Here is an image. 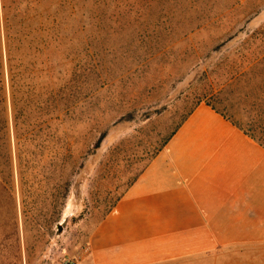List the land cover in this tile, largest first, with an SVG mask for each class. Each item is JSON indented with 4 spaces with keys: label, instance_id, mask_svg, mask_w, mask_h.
<instances>
[{
    "label": "rangeland",
    "instance_id": "374dc122",
    "mask_svg": "<svg viewBox=\"0 0 264 264\" xmlns=\"http://www.w3.org/2000/svg\"><path fill=\"white\" fill-rule=\"evenodd\" d=\"M7 25L58 26L69 36L57 44L51 34L32 35L19 95L22 145L13 131ZM252 36L254 46L243 50ZM260 39L264 0H0V135L12 159L0 176V264H59L81 253L203 96L220 92L206 101L220 111L241 109L230 75L264 51ZM63 51L73 79L67 117L57 101ZM40 115L44 125L35 122ZM17 147L31 162L26 170ZM253 247L157 264H264L261 246Z\"/></svg>",
    "mask_w": 264,
    "mask_h": 264
},
{
    "label": "crops",
    "instance_id": "0c3cea01",
    "mask_svg": "<svg viewBox=\"0 0 264 264\" xmlns=\"http://www.w3.org/2000/svg\"><path fill=\"white\" fill-rule=\"evenodd\" d=\"M241 245L264 252V149L204 103L87 241L92 264H157Z\"/></svg>",
    "mask_w": 264,
    "mask_h": 264
},
{
    "label": "trees",
    "instance_id": "16d2710c",
    "mask_svg": "<svg viewBox=\"0 0 264 264\" xmlns=\"http://www.w3.org/2000/svg\"><path fill=\"white\" fill-rule=\"evenodd\" d=\"M238 4H240L238 2ZM218 16H222L219 14ZM217 16V17H218ZM220 18V17H219ZM222 18V17H221ZM6 56H7V73L9 80V89L11 97V108H12V121H13V131L17 143L22 145V140L19 138L20 135H24L25 132V112L22 108L23 98L19 97L21 90L24 87L26 80V71L27 67L25 65V59L27 55L26 51L30 47V41L32 35L35 32L38 34H43L45 36H50V34L55 38L57 44H61L62 41L68 40L67 33L64 34L61 27H52V28H38L33 29L31 27L25 26H6ZM43 32V33H42ZM256 37H249L245 43L243 50H251L256 42ZM59 41V43H58ZM259 48L264 49V40L260 39ZM246 50V51H247ZM46 48H44V52ZM60 72H59V86H58V103L62 108V112L67 117L72 108L73 104V91H72V73L68 65V59L66 58V53L63 51L60 55ZM70 73H69V70ZM229 86L235 87L233 95L236 94L235 98L237 100V105L241 107L240 110L231 109L229 112L220 111L217 109L210 101H206L218 97L220 92L215 95L212 93L209 97L203 96V99H200L199 102L187 113V115L181 120V122L176 126V128L169 134L170 136L165 140L162 148L157 151V153L151 158L150 162L156 157V155L164 149L167 143L171 138L176 134L181 125L186 121V119L193 113L195 108L204 103L209 106L213 111L222 116L225 120L229 121L234 127L239 129L244 135L252 139L259 146L264 149V51L260 53H251L250 58H246L244 62V68L234 71L230 75ZM3 90L0 80V92ZM234 97V96H233ZM4 102L3 96H0V104ZM21 104V105H20ZM228 113V114H227ZM42 115L37 117L35 122L41 123ZM41 124H45L41 123ZM3 132V127L0 122V134ZM18 146V145H17ZM7 141L3 139L0 135V176L1 181L3 180L4 174L7 173L12 167L11 155L7 152ZM17 161L20 169L26 170V166L31 162L24 160L23 154L20 149L17 147L16 151ZM25 164V168L22 164ZM148 163V165L150 164ZM147 165V166H148ZM145 167V169L147 168ZM144 169V170H145ZM28 170V169H27ZM143 170V171H144ZM142 171V172H143ZM139 174V176L142 174ZM139 176L133 181V183L139 178ZM131 183L127 190L132 186ZM1 187V186H0ZM126 190V191H127ZM120 198L116 201V203ZM116 203L111 207V210L114 208ZM110 210V211H111ZM109 213V212H108ZM107 213V214H108Z\"/></svg>",
    "mask_w": 264,
    "mask_h": 264
},
{
    "label": "built area",
    "instance_id": "2783aa9c",
    "mask_svg": "<svg viewBox=\"0 0 264 264\" xmlns=\"http://www.w3.org/2000/svg\"><path fill=\"white\" fill-rule=\"evenodd\" d=\"M89 256V248L86 245L82 252L79 253L78 255H74V256H68L65 255L61 261L59 262V264H77L80 260H82L85 257Z\"/></svg>",
    "mask_w": 264,
    "mask_h": 264
},
{
    "label": "water",
    "instance_id": "95a60500",
    "mask_svg": "<svg viewBox=\"0 0 264 264\" xmlns=\"http://www.w3.org/2000/svg\"><path fill=\"white\" fill-rule=\"evenodd\" d=\"M64 222H66V219ZM61 229H62V225H58V231H61Z\"/></svg>",
    "mask_w": 264,
    "mask_h": 264
}]
</instances>
